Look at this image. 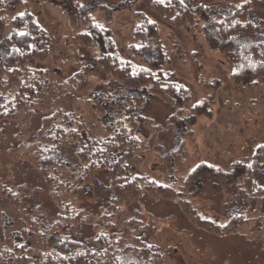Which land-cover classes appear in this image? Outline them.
I'll use <instances>...</instances> for the list:
<instances>
[{
	"label": "trees",
	"instance_id": "trees-1",
	"mask_svg": "<svg viewBox=\"0 0 264 264\" xmlns=\"http://www.w3.org/2000/svg\"><path fill=\"white\" fill-rule=\"evenodd\" d=\"M218 3L219 0H153L151 6L170 24L190 27L194 35L195 29L206 28L205 34L228 60L234 82L247 87L260 80L264 82L261 61L264 37L257 33L253 15L251 17V10L264 9V0L233 4L227 13ZM200 18H204L203 25ZM0 31L7 32L8 45L7 53H0V119L29 122L36 110L48 108L44 95L55 84L60 93L58 98H83L93 112L106 116L109 128L115 130L110 137L89 134L80 115L54 104L35 137L26 146L18 144L9 150L11 159H23L39 168L51 186L59 213L53 220H47L43 208L24 206L23 197L29 194L27 187L14 191L11 186L0 183V225L3 228L0 263L165 264L154 217L148 220L136 216L123 218L125 207L137 201L143 192L163 199H177L180 195L172 184L161 183L148 174L131 175L130 161H138L143 150L151 152L159 132L153 125L147 132L145 124L151 119L138 115L143 95L157 96L177 110L192 101L191 88L174 80L173 72L162 69L158 59L163 54L158 23L148 16L142 17L133 34L138 41L126 44L129 57L123 55L109 28L91 24L90 29L79 32V44L91 49L96 65L107 75L103 90L93 91L92 96L87 89L91 84L89 65L81 66L73 74L71 86H65L50 68L31 65L32 60L43 61L49 57L52 36L24 0H0ZM115 84L119 92L122 88L133 91V95L126 97L120 94L126 100L120 102L124 110L118 116L117 111L107 109L108 105L117 108L120 104L114 100L112 87ZM56 100V94L49 99ZM133 100H136L132 102L134 106L128 108L129 101ZM2 137L0 131V142ZM66 140L77 143L76 155L81 163L77 167L71 168L61 157L60 149ZM252 158L243 162L242 171L246 176L244 181L240 178L243 198L250 203L259 198L252 186L264 166V143L255 147ZM173 165L178 173L175 159ZM104 168L108 171L112 198L95 216L78 207L76 202L81 183ZM197 173L196 169L188 173L186 182ZM244 182L251 188L248 193L241 189ZM261 198L264 202V186ZM9 204L15 206L13 212L4 210ZM183 204L191 222L201 230L217 234L236 231V223H220L205 217L196 212L188 199H183ZM84 224L93 229L92 242L71 237V232L81 231Z\"/></svg>",
	"mask_w": 264,
	"mask_h": 264
},
{
	"label": "rangeland",
	"instance_id": "rangeland-1",
	"mask_svg": "<svg viewBox=\"0 0 264 264\" xmlns=\"http://www.w3.org/2000/svg\"><path fill=\"white\" fill-rule=\"evenodd\" d=\"M24 1L52 36L49 57L43 61L32 60L31 65L50 68L65 86L74 83L71 77L81 66L89 65L91 84L87 89L91 96L93 91L103 90L107 75L96 65L91 49L79 44V32L90 29L91 24L109 28L123 55L129 57L126 44L138 41L133 34L142 17L148 16L158 23L163 49L158 59L162 69L173 72L174 80L191 88L192 101L177 110L157 96L143 93L138 115L142 119H151L145 124L147 132L152 125L159 132L153 150H143L138 161H130L131 175L148 174L161 183L172 184L180 195L177 199H163L143 192L137 201L125 207L123 218L136 216L148 220L150 216L154 217L165 264H264V202L261 198L264 166L252 186L258 191L257 201H245L240 190V178L244 181L246 176L242 171L243 162L251 161L255 147L264 143V82L260 80L250 87L234 82L228 60L205 34L206 28L195 29L194 35L190 27L170 24L151 6L153 0ZM244 1L219 0L218 4L227 13L231 11V5ZM252 15L257 33L264 37V9L251 10ZM203 19L199 20L202 25ZM6 37L7 32L0 31L1 54L8 51ZM261 61L264 65V57ZM117 85L112 89L118 103L126 100L123 96L133 95L130 89L122 88L119 92ZM54 86L52 84L51 91L44 95L49 102L48 108L36 110L29 122L0 119L3 134L0 183L11 186L14 191L27 187L29 194L27 198L23 197L24 206L43 208L47 220H53L59 213L51 186L38 167L23 159H11L9 150L18 144L26 146L35 137L44 116L53 111L54 104L80 115L89 134L110 137L115 131L109 128L106 116L93 112L86 100L78 96L72 100L58 98L60 93ZM53 94L57 96L55 102L49 101ZM135 101H129L128 108L134 106ZM107 109L117 111L118 116L124 106L121 103L117 108L108 105ZM76 149L74 140H66L60 149L61 157L71 168L81 164ZM173 159L178 173L174 171ZM195 169L198 173L186 182V175ZM81 186L77 206L97 216L112 198L107 169L98 170ZM241 189L248 193L251 188L244 182ZM183 199H188L196 212L205 217L220 223H236V231L217 234L201 230L189 219ZM4 210L13 212L15 206L9 204ZM241 218L249 219L240 221ZM71 237L92 242L93 229L84 224L81 231L71 232ZM2 240L0 225V244Z\"/></svg>",
	"mask_w": 264,
	"mask_h": 264
}]
</instances>
